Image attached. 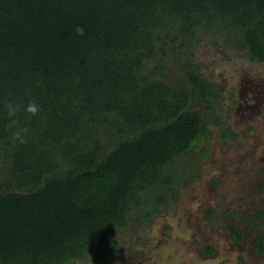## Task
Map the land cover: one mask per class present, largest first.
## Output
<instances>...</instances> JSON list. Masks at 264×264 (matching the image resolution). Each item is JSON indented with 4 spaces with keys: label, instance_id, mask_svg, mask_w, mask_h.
I'll return each instance as SVG.
<instances>
[{
    "label": "trees",
    "instance_id": "obj_1",
    "mask_svg": "<svg viewBox=\"0 0 264 264\" xmlns=\"http://www.w3.org/2000/svg\"><path fill=\"white\" fill-rule=\"evenodd\" d=\"M200 36L264 65V0H0V264H98L171 205L220 123Z\"/></svg>",
    "mask_w": 264,
    "mask_h": 264
},
{
    "label": "rangeland",
    "instance_id": "obj_2",
    "mask_svg": "<svg viewBox=\"0 0 264 264\" xmlns=\"http://www.w3.org/2000/svg\"><path fill=\"white\" fill-rule=\"evenodd\" d=\"M199 38L192 62L214 89L220 119L210 123L212 137L202 144L207 154L198 158L196 175L179 187L171 205L150 223L119 232L116 250L98 264H264L251 249L259 230L246 223L264 208V191L257 188L264 181V65L221 36ZM226 127L237 134L233 142L219 138ZM233 226L251 236L233 243ZM259 245L253 244L255 251ZM208 246L213 255L205 253ZM70 264L96 263L87 258Z\"/></svg>",
    "mask_w": 264,
    "mask_h": 264
},
{
    "label": "clouds",
    "instance_id": "obj_3",
    "mask_svg": "<svg viewBox=\"0 0 264 264\" xmlns=\"http://www.w3.org/2000/svg\"><path fill=\"white\" fill-rule=\"evenodd\" d=\"M78 31L82 32V29H78ZM0 103L3 105L7 119L12 121V123H15L17 113L21 110V104L17 102L14 94L9 91L7 96H5ZM24 111L32 116H35L40 111V107L35 101H32L24 107ZM22 132H27V129H23ZM22 132L15 133L13 139L18 141L20 144H25L27 143V139L24 135H22Z\"/></svg>",
    "mask_w": 264,
    "mask_h": 264
},
{
    "label": "flooded vegetation",
    "instance_id": "obj_4",
    "mask_svg": "<svg viewBox=\"0 0 264 264\" xmlns=\"http://www.w3.org/2000/svg\"><path fill=\"white\" fill-rule=\"evenodd\" d=\"M262 182H264V181H261L260 183H262ZM257 188H258V186H257ZM259 189V188H258ZM259 190H261V191H264V190H262V189H259ZM264 210V208L263 209H260V210H258V211H256L255 212V215L253 216V218H250V219H247V224L248 225H252V228H254L255 230L257 229V230H259V232H257V235H256V237H255V239H253L252 241H251V249H252V251H253V253L254 254H256V255H258V256H262V257H264V255H261V254H259V253H257L256 251H255V249L253 248V244L254 243H256L257 241H258V237L260 236V235H262L263 236V245H264V233L261 231V229H262V226L264 225V219H259L258 220V223L256 224V222H255V217H257V214H258V212H260V211H263ZM210 211V214H211V217H207V215H208V212ZM206 217H207V219H210V218H212V211L211 210H208L207 211V214H206ZM232 229H234V230H236L237 232H239L240 234H241V239H240V241L238 242H236V241H234V239L232 238V234H231V231H232ZM248 235V236H247ZM229 236H230V238H231V240H232V242L233 243H235V244H237V245H239L240 243H242V241H243V239L245 238V237H248L249 238V236H251V235H249L248 233H246V232H244V231H242V230H239L238 228H236V227H230V229H229ZM209 247V246H208ZM208 247H206V250H207V248ZM209 248H212L213 249V253L211 254V255H213L216 251H215V249H214V247H209ZM206 253V252H205ZM208 256H210V254L208 255Z\"/></svg>",
    "mask_w": 264,
    "mask_h": 264
}]
</instances>
